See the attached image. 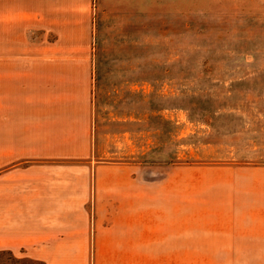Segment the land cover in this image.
I'll use <instances>...</instances> for the list:
<instances>
[{"label": "crops", "instance_id": "0c3cea01", "mask_svg": "<svg viewBox=\"0 0 264 264\" xmlns=\"http://www.w3.org/2000/svg\"><path fill=\"white\" fill-rule=\"evenodd\" d=\"M41 1L0 0V250L44 264L264 257V181L247 176L258 171H233L230 207L213 198L210 209L202 195L216 193V178L177 168L154 180L131 163L90 164L91 60L71 55L88 52V23L83 45L72 21L50 40L56 16Z\"/></svg>", "mask_w": 264, "mask_h": 264}, {"label": "rangeland", "instance_id": "374dc122", "mask_svg": "<svg viewBox=\"0 0 264 264\" xmlns=\"http://www.w3.org/2000/svg\"><path fill=\"white\" fill-rule=\"evenodd\" d=\"M40 9L56 16L50 40L72 21V41L83 45L88 23V52L72 47L71 55L91 60L90 164L131 163L154 180L177 168L203 183L216 178V193L202 195L210 209L213 198L230 207L224 194L233 171H258L247 176L264 181V0H42ZM31 31V40L43 35ZM20 32L18 48L26 49ZM10 253H0V264H24ZM142 264H264V257Z\"/></svg>", "mask_w": 264, "mask_h": 264}, {"label": "trees", "instance_id": "16d2710c", "mask_svg": "<svg viewBox=\"0 0 264 264\" xmlns=\"http://www.w3.org/2000/svg\"><path fill=\"white\" fill-rule=\"evenodd\" d=\"M2 252L10 253V251H8V250H0V253H2ZM22 260H24L22 262L24 264H44V262L41 260H35V259L27 258V257H23Z\"/></svg>", "mask_w": 264, "mask_h": 264}]
</instances>
